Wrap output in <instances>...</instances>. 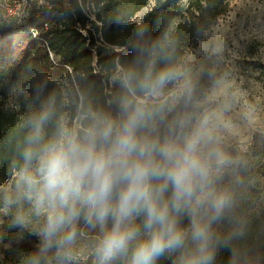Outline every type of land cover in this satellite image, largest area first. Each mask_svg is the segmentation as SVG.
I'll list each match as a JSON object with an SVG mask.
<instances>
[{
    "label": "clouds",
    "instance_id": "obj_1",
    "mask_svg": "<svg viewBox=\"0 0 264 264\" xmlns=\"http://www.w3.org/2000/svg\"><path fill=\"white\" fill-rule=\"evenodd\" d=\"M43 6L93 22L104 4ZM214 7L188 43L173 16L154 30L117 5L103 62L0 98V241H38L19 264H264V95Z\"/></svg>",
    "mask_w": 264,
    "mask_h": 264
},
{
    "label": "trees",
    "instance_id": "obj_2",
    "mask_svg": "<svg viewBox=\"0 0 264 264\" xmlns=\"http://www.w3.org/2000/svg\"><path fill=\"white\" fill-rule=\"evenodd\" d=\"M211 2L215 5V20L228 11V0ZM204 3L205 0H103L104 7L99 17L94 15L93 22L83 15L65 18L54 7H34L24 22L0 24V98L7 99L8 90L22 85L30 91L32 82L42 73L55 77L62 74L68 66H78L89 61L103 62L105 57L99 42L102 39L114 41L123 35L114 29L102 32L99 27L117 5H123L130 11L131 23L150 21L154 30L158 21L162 23L165 18L173 16L174 22L184 31L186 41L191 43V32L187 23L202 19ZM145 8L148 11L140 21H133L136 14ZM44 23H48L46 30L42 29ZM31 28L40 31L38 38L29 34ZM80 29L86 30V35H83ZM43 41L47 42L48 48L53 52L56 66L50 61ZM8 119L10 117L0 112V125ZM7 238L5 240H9ZM34 242L35 238L25 233L19 243L13 242L11 247L3 252L4 259L0 264H19V253L33 251ZM222 257L226 259L227 253H223Z\"/></svg>",
    "mask_w": 264,
    "mask_h": 264
},
{
    "label": "rangeland",
    "instance_id": "obj_3",
    "mask_svg": "<svg viewBox=\"0 0 264 264\" xmlns=\"http://www.w3.org/2000/svg\"><path fill=\"white\" fill-rule=\"evenodd\" d=\"M228 1V11L215 20L216 26L230 43L238 42L237 46L241 49L236 61L238 70L245 78L251 79L260 95H264V37L257 36L254 31L257 20L264 17V0ZM147 11V8L141 10L133 21L139 22ZM10 92L7 91V96ZM7 237L9 235L0 241V262L4 259L3 252L9 248L4 246L9 242L5 240ZM37 243L35 239L34 248Z\"/></svg>",
    "mask_w": 264,
    "mask_h": 264
},
{
    "label": "built area",
    "instance_id": "obj_4",
    "mask_svg": "<svg viewBox=\"0 0 264 264\" xmlns=\"http://www.w3.org/2000/svg\"><path fill=\"white\" fill-rule=\"evenodd\" d=\"M44 4L45 0H0V24H8L12 21L22 23L30 16L34 7L51 9L44 7ZM92 20H95L94 16L92 17ZM47 28L48 23H44L42 29L46 30ZM79 31L83 35H86V30L80 29ZM39 33L40 31L36 28H31L29 30V34H31L33 38H38ZM42 44L47 50L50 61L56 66V59L53 52L48 48L47 42L43 41Z\"/></svg>",
    "mask_w": 264,
    "mask_h": 264
}]
</instances>
